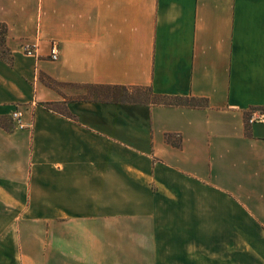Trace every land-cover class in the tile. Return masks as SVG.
Listing matches in <instances>:
<instances>
[{
    "label": "crops",
    "instance_id": "1",
    "mask_svg": "<svg viewBox=\"0 0 264 264\" xmlns=\"http://www.w3.org/2000/svg\"><path fill=\"white\" fill-rule=\"evenodd\" d=\"M0 23V264H264V0H0ZM114 85L207 106L78 97Z\"/></svg>",
    "mask_w": 264,
    "mask_h": 264
},
{
    "label": "trees",
    "instance_id": "2",
    "mask_svg": "<svg viewBox=\"0 0 264 264\" xmlns=\"http://www.w3.org/2000/svg\"><path fill=\"white\" fill-rule=\"evenodd\" d=\"M7 33L6 25L0 23V56L1 54H8L9 51L5 47V36ZM101 89H105L106 93L103 99H108L113 102L122 103H138V104H158L167 106H183V107H206L207 100L202 97L195 96H169V95H159L153 93L150 88L144 87H129V86H104ZM134 92V93H132ZM56 103H47L45 108L58 111L55 106ZM65 115V114H64ZM172 134L166 135V140L175 146H178V141L172 139Z\"/></svg>",
    "mask_w": 264,
    "mask_h": 264
},
{
    "label": "built area",
    "instance_id": "3",
    "mask_svg": "<svg viewBox=\"0 0 264 264\" xmlns=\"http://www.w3.org/2000/svg\"><path fill=\"white\" fill-rule=\"evenodd\" d=\"M24 51L27 55H31V56L35 55L36 44L25 45ZM50 58L52 60H56L58 58V46L55 41L52 42ZM23 115H24L23 111L17 108L11 113V118L17 123L18 126L23 127L24 126L22 122ZM257 121L264 122V112L260 110L250 111L246 117V123L251 124Z\"/></svg>",
    "mask_w": 264,
    "mask_h": 264
},
{
    "label": "rangeland",
    "instance_id": "4",
    "mask_svg": "<svg viewBox=\"0 0 264 264\" xmlns=\"http://www.w3.org/2000/svg\"><path fill=\"white\" fill-rule=\"evenodd\" d=\"M82 90H83L84 94L80 93L78 95V97L89 98V97H92V96L96 97L97 95H100V94L103 97L106 96L105 95V93H106L105 89H96V88H90V87L85 86L84 89H82ZM132 93H134V92H132ZM55 108L57 110H62V105L58 104L57 106H55Z\"/></svg>",
    "mask_w": 264,
    "mask_h": 264
}]
</instances>
